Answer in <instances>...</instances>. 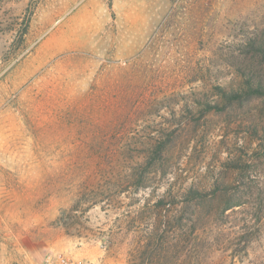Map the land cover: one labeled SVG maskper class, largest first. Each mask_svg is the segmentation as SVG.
I'll list each match as a JSON object with an SVG mask.
<instances>
[{
    "label": "rangeland",
    "instance_id": "1",
    "mask_svg": "<svg viewBox=\"0 0 264 264\" xmlns=\"http://www.w3.org/2000/svg\"><path fill=\"white\" fill-rule=\"evenodd\" d=\"M263 37L264 0H0V264H264V96L222 97Z\"/></svg>",
    "mask_w": 264,
    "mask_h": 264
},
{
    "label": "trees",
    "instance_id": "2",
    "mask_svg": "<svg viewBox=\"0 0 264 264\" xmlns=\"http://www.w3.org/2000/svg\"><path fill=\"white\" fill-rule=\"evenodd\" d=\"M27 14L25 16V18L23 19L24 22V30L22 32V37H24L25 34H27L28 32V28H29V24L31 21V17L33 14V11L31 9V6H29L27 8ZM247 45H249L250 48L253 49L254 52L257 53V55H260L261 57V62L264 63V37L263 38H255L253 40L248 39V43ZM241 74L243 75V79H244V83L243 86L241 87V89L239 90H231V91H226L225 89L222 90V97L226 100V102L228 103H234V102H244V101H249L252 98L255 97H262L264 96V84L262 83V81L259 80H255L254 77H252L251 75H249L250 73L247 72V70H241ZM218 107V106H215ZM169 149V144L167 143H162L161 146H157L156 149L153 150H149L148 152H151L152 155H149L151 153L148 154L147 156V160L150 161L154 158L153 155H165L168 152ZM139 188H145L146 186L142 183L138 185ZM190 197L194 198V199H202L205 197V195H203V193H201L199 190L197 189H190L189 191ZM164 200H161L159 202V204L163 203ZM165 204V203H164ZM74 206H78V202L74 205ZM162 211L164 210L165 214L162 216V222L164 225V229L162 231V236L161 238H159L157 240V242L160 245H164L168 243V238H169V232L166 229V226L172 222V211L170 210V208H164L165 206H159ZM232 207L235 206H225L222 210L223 212L228 211L229 209H232ZM197 211H199V209H195L194 210V215H198ZM152 249L154 251L157 252H153V250L149 249V251H151V255H153V253H157L156 255L160 256L161 255L165 256L170 252V247H165L164 248H159L157 245L154 247V245L152 244ZM150 255V256H151ZM161 262V261H160ZM162 263V262H161ZM142 264H151V263H145V261L142 262ZM163 264V263H162Z\"/></svg>",
    "mask_w": 264,
    "mask_h": 264
},
{
    "label": "built area",
    "instance_id": "3",
    "mask_svg": "<svg viewBox=\"0 0 264 264\" xmlns=\"http://www.w3.org/2000/svg\"><path fill=\"white\" fill-rule=\"evenodd\" d=\"M44 264H88V262L82 260H74L65 254H56L49 256Z\"/></svg>",
    "mask_w": 264,
    "mask_h": 264
}]
</instances>
